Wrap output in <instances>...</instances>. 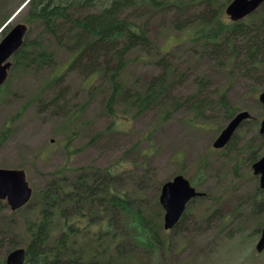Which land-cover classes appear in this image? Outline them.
<instances>
[{"label":"trees","instance_id":"16d2710c","mask_svg":"<svg viewBox=\"0 0 264 264\" xmlns=\"http://www.w3.org/2000/svg\"><path fill=\"white\" fill-rule=\"evenodd\" d=\"M232 2L29 0L24 20L29 30L12 58L8 79L0 90V103L6 102L5 97L12 90L10 83L18 76L39 75V86L16 116L0 129V148L17 133V119L30 110L47 112L63 120L58 131L66 133L67 148L77 136L76 129L85 125L82 115L96 101H100L102 114L109 118L107 128L96 136L115 133L123 117L135 119L149 112H155L157 128L187 110L193 115L190 119L195 126L212 128L218 134L223 129L221 119L228 123L241 111L251 115L253 111L259 112L257 107L245 109L233 105L229 94L243 80L257 86L264 83V4L249 17L231 21L226 9ZM11 17L4 16L0 30ZM154 20L159 21L156 27ZM163 31L167 32L166 44L159 42L165 35ZM134 64L150 66L157 73L132 79L128 70ZM206 64L212 71L194 76L197 87L193 94L181 99L171 94L177 85L184 83L188 73L202 70L201 65ZM71 74L81 77L86 99L69 108L65 81ZM218 76L223 77V84L217 83ZM204 92H210L214 99L208 100ZM263 92H252L257 105ZM256 118L252 115L243 126L256 122L259 127L260 120ZM215 123L217 126L213 127ZM247 131L236 133L224 148L227 164L232 161L230 151L235 157L230 175L236 180L245 177L238 171L242 166H248L255 180L252 166L264 154V135L258 131L256 136L246 137ZM139 143L129 152L135 151ZM127 154L104 169L72 170L71 178L64 169L50 172L26 207L8 217L0 216V264H6L8 254L17 248L26 249L25 264H150L151 259L165 264L176 244L174 231H181L192 203L211 199L207 191L199 188L214 175L208 172L213 155L201 157L189 178L193 187L206 196L191 201L180 222L166 231L164 210L159 202L161 187L174 176H186L187 172L179 170L159 184L150 169L137 174L121 166ZM144 158L148 160L150 155L144 154ZM221 176L217 179H223ZM256 180V192L250 201L237 207L236 214L230 215L229 224L244 223L242 213L250 218L259 213L264 215L259 211L264 205V191ZM147 182L155 185L147 186ZM147 189L151 195L146 194ZM228 197L229 190H224L212 201L224 202ZM212 208L204 206L201 218L210 220L219 211L215 205ZM18 217L23 218L21 226H16ZM263 226L264 221L256 234L261 233ZM244 231L245 228L233 226L227 232L228 241L242 238Z\"/></svg>","mask_w":264,"mask_h":264},{"label":"rangeland","instance_id":"374dc122","mask_svg":"<svg viewBox=\"0 0 264 264\" xmlns=\"http://www.w3.org/2000/svg\"><path fill=\"white\" fill-rule=\"evenodd\" d=\"M26 2L25 0H0V22L5 15H12V23L7 32L13 26L24 23L28 8ZM158 23L159 21L154 20L155 27ZM173 33L171 32V34ZM163 34L165 35L159 42L166 44L168 40L164 41V39L167 32L163 31ZM2 37L0 36V42ZM201 67L202 70H192L188 73L183 80L184 83L181 86L177 85L171 94L177 95L180 99L193 94L197 87L194 76L209 74L212 71L207 64L201 65ZM128 71L132 79L141 76L148 77L157 73L156 69L143 64H134ZM39 78V75L34 74L25 78L18 76L10 83L11 94L5 97L6 102L0 103V129L12 117L16 116L22 105L36 92ZM147 79L144 78V80ZM65 83L69 108L86 99L81 77L71 74L66 76ZM217 83L223 84V77L218 76ZM251 83L250 80L246 82L243 80L240 84L238 82L229 96L233 105H240L245 109L257 107L259 112L253 111L252 115L261 121L264 116V106L259 100L260 104H256L252 92L264 91V83L259 86ZM58 90L59 88L56 89V92ZM204 93L208 100L214 99L210 92ZM75 94L78 96L68 99L69 96ZM92 104L88 111L82 115L85 127L76 129L77 136L73 137L69 148H67L66 133L58 131L63 121L61 118L47 112L37 113L36 110L26 112L23 118L17 119L15 125L18 131L15 136L0 148V167L23 169L27 174V181L35 191L46 183L50 172L64 169L65 174L71 178L74 174L72 170L77 168L104 169L114 165L116 161H120L123 154H127L133 145L140 142L135 151H131L126 157H123L121 166L125 169H132L137 174L145 173L150 169L152 175L154 174L155 182L161 184L179 170L186 171V177L190 178L195 173V167L200 158L211 154L213 159L208 172L212 171L214 175L199 188L207 191L211 195V199L200 204L196 201L192 203L184 224L180 226L181 231H174L176 234L174 235V244H176L166 258L165 264H264V252L259 254L255 249L260 237L259 234H256V230L263 223L264 215L259 213L250 218L248 214L242 213L240 216L245 218L244 223L229 224L231 222L230 215L236 214L237 207L243 206L245 201H250V196L256 192L257 180L251 176L248 166L238 169L239 173L245 176L244 179L236 180L230 175L232 165L236 164L235 157L230 151L228 156L232 158V161L227 164L224 157L225 149H213L212 144L217 137V131L212 130L209 125V130L200 128V125L195 126L190 119L193 115L187 110H182L169 123L157 128L155 112L145 113L135 119L123 117L115 133L96 136L97 133H101L107 128L109 118L102 114L100 101ZM220 122L222 128L227 125L224 119H221ZM243 124L239 127L237 134L242 130H248L246 137L257 135L260 126L258 127L256 122L247 123L244 126ZM212 126L216 127L217 123ZM144 154H149L150 158L145 159ZM144 161H146V165H142ZM221 174L223 179L218 180L217 176L222 177ZM151 184L155 185L153 182H147V186ZM232 185L235 187L233 188ZM224 190H229V197L226 201H212V199L220 197ZM146 194L151 195L148 189ZM262 201L264 202L263 198ZM206 205H210L211 208L215 205L219 208V211L213 214L210 220L200 216ZM259 211L264 213V205L259 208ZM11 212L6 200L0 201L1 217H8ZM22 223L23 218L18 217L16 226H21ZM233 226L234 229L242 228L244 230L245 228V236L228 241L226 235ZM223 228L225 229L224 233ZM158 261L159 259H151L150 264H160Z\"/></svg>","mask_w":264,"mask_h":264},{"label":"water","instance_id":"95a60500","mask_svg":"<svg viewBox=\"0 0 264 264\" xmlns=\"http://www.w3.org/2000/svg\"><path fill=\"white\" fill-rule=\"evenodd\" d=\"M263 3L264 0H233L227 7L226 13L232 21H238L254 13ZM27 31L26 24H17L0 42V89L8 78V72L12 65L11 59L22 47ZM259 101L264 105V92L259 96ZM250 117L251 115L246 111L237 114L215 140L213 147L215 149L226 147L243 121ZM260 133L264 135V116L261 121ZM252 169L254 174L260 177V187L264 189V156L253 165ZM32 196L33 188L27 181L24 170L0 168V200H7L12 211H17L28 205ZM203 196L205 194L198 192L183 175H178L166 182L162 186L160 195V204L165 212V230H171L179 223L191 200ZM256 250L258 252L264 250V228ZM26 256V249H15L8 254L6 264H25Z\"/></svg>","mask_w":264,"mask_h":264},{"label":"flooded vegetation","instance_id":"af4514ba","mask_svg":"<svg viewBox=\"0 0 264 264\" xmlns=\"http://www.w3.org/2000/svg\"><path fill=\"white\" fill-rule=\"evenodd\" d=\"M256 178L258 179V182H260V178L256 176ZM259 188H260V183H259ZM261 189V188H260ZM262 190V189H261ZM264 191V190H263Z\"/></svg>","mask_w":264,"mask_h":264}]
</instances>
